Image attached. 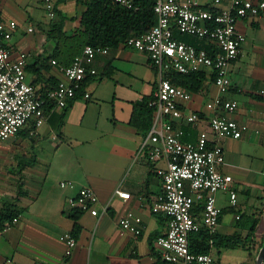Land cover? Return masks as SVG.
I'll return each mask as SVG.
<instances>
[{
	"label": "crops",
	"instance_id": "1",
	"mask_svg": "<svg viewBox=\"0 0 264 264\" xmlns=\"http://www.w3.org/2000/svg\"><path fill=\"white\" fill-rule=\"evenodd\" d=\"M51 1L56 16L50 20L59 17L57 23L64 21L65 31L74 32L86 10V0ZM0 19L18 24L9 44L12 59L21 54L28 56L27 66L32 70L27 71V75L31 83L37 81L35 87L40 92L44 82L49 85L50 78L57 82L64 79L62 68L48 59L54 45L47 36L55 23L49 22L45 0H1ZM31 28L33 31L29 32ZM238 31L245 35L246 43L230 66L232 88L225 98L239 103L238 111L227 116L248 129L238 140L218 139L210 134L212 143L224 148L226 162L221 171L233 177L238 193L236 208L230 207L227 194L217 195L218 206L223 211L217 233L227 236L235 233L245 236L249 227L241 225V221L246 217L251 223L249 217L259 212L260 204L264 207V97L259 95L264 88V20H241ZM187 37L182 39L197 48L211 50L204 41ZM92 66L98 76L86 88L90 99L81 97L73 101L67 111L49 110L42 127L36 129L28 124L23 129L24 134L11 139L15 147L9 148L17 152L19 143L23 147L25 144L20 138H28L32 145L26 149L34 152L38 147L37 137H41L42 129L44 134L47 127L49 134L56 137L57 151L49 162V175L44 179L46 184L49 179L44 201L41 194L29 192L21 175V163H18L21 174L17 194L8 193L11 197H6L8 195L0 189V207L12 205L24 210L17 222L7 225L0 235V264H158L162 258L156 240L167 232L168 220L154 208L156 198L163 191L162 180L156 176L155 169L165 168L166 162L151 164L145 154L138 156L144 136L131 125L135 104L154 95L158 84L156 72L147 54L130 48L112 49ZM192 95V100L183 104L182 109L186 113L201 114L204 122L197 126L184 120L175 122L177 128L185 131L183 140L186 142H196L200 131L208 128L207 120L213 113L206 109V103L219 95L214 77L208 73L202 91ZM78 146L87 150L84 165L77 156L82 148ZM63 147L71 148L72 153L68 155L62 150L60 154ZM58 154L69 157L59 165V175L51 172L53 164H59L54 163ZM31 155V164L42 162L37 155ZM27 156L26 153L23 157ZM63 181H72L75 187L63 189L60 185ZM85 187L96 192L101 216L70 208L69 199ZM254 199L258 202H252ZM241 206L249 213H243ZM105 207L108 209L103 213ZM129 212L143 220L139 236L123 230L120 225V220ZM75 215L80 225L76 237L73 235ZM67 233L77 240L71 256L66 255L67 247L61 241ZM263 236L264 214L258 226L257 241Z\"/></svg>",
	"mask_w": 264,
	"mask_h": 264
},
{
	"label": "built area",
	"instance_id": "2",
	"mask_svg": "<svg viewBox=\"0 0 264 264\" xmlns=\"http://www.w3.org/2000/svg\"><path fill=\"white\" fill-rule=\"evenodd\" d=\"M110 1L135 12L150 1L157 16L153 28L126 41V47L149 56L158 79L150 102L154 109L153 125L138 154H145L151 164L166 162L165 168L155 169L156 176L162 180L163 191L156 198L154 208L168 220L167 232L157 238L156 246L170 264H215L211 254L192 253L189 238L200 231L217 233L223 212L218 206V194L229 196L230 207L238 206L234 179L221 171L226 162L224 148L212 143L210 134L218 139L238 140L248 129L227 116L238 111L239 103L226 99L225 95L232 88L230 66L246 43L245 35L238 31V23L249 18L264 20V0ZM45 4L49 18L54 19L52 1L45 0ZM17 28L14 21H0V144L15 138L28 124L36 129L42 127L47 121V106L66 110L77 99L86 79L98 76L92 66L96 58L110 51L103 47H86L70 67L62 69L64 79L57 87L39 95L37 87L28 80V56L21 54L12 59L9 44ZM177 34L204 41L211 50L197 48L179 39ZM172 72L209 73L219 90V95L206 103V109L213 115L207 120V130L200 131L196 142L184 141L185 131L177 128L175 122L184 120L197 126L204 118L199 113L183 111L182 105L190 102L193 95L171 83L167 77ZM259 95L264 97V88ZM83 97L90 99V94L85 92ZM60 185L63 189L75 187L72 181H63ZM98 204L99 198L90 187L80 189L69 199L71 209L90 212L95 217L101 216ZM107 209L105 207L103 213ZM142 223V218L132 212L120 220L122 229L135 236L142 233ZM61 241L67 247L66 255L71 256L77 247L76 238L67 233Z\"/></svg>",
	"mask_w": 264,
	"mask_h": 264
},
{
	"label": "trees",
	"instance_id": "3",
	"mask_svg": "<svg viewBox=\"0 0 264 264\" xmlns=\"http://www.w3.org/2000/svg\"><path fill=\"white\" fill-rule=\"evenodd\" d=\"M78 1L80 2L81 0ZM85 6L86 10L81 15L79 27L74 32L69 33L65 31L64 21L55 23L50 27L47 38L54 45V49L48 59L49 61H55L62 69L70 67L75 59L82 55L86 47H103L110 50L128 48L126 47V41L130 37L142 35L157 24V16L153 11V3L150 1L140 11L136 12L127 10L110 0H86ZM177 37L183 40L182 37L186 36L180 37L177 34ZM188 43L190 42L188 41ZM151 65L155 70L152 62ZM31 70L32 68L30 69L27 66L26 71L30 72ZM206 75V72L190 75L172 72L167 78L173 85L183 88L192 94H197L202 91L206 83ZM96 78L97 76H91L86 79L77 99L83 97L86 88ZM48 82L49 85H46L44 82V88L41 92L39 91V95L55 89L60 81L57 82L55 79L50 78ZM32 84L37 86V81ZM152 99L153 96H150L136 103L131 120V125L143 134L144 139L149 134L153 125L154 109L150 107ZM49 110H53L51 105L46 107V113ZM24 133L25 131L23 130L18 135ZM23 212L24 210H20L12 205L0 207V235L4 232L7 225H11ZM262 216L263 212L259 210V212L249 217V220L252 222L245 236L237 233L230 236L218 233L210 234L206 231L193 233L189 238L190 250L194 254H211L215 249H243L253 255V252L257 248L261 249L264 244V238L261 240V243L257 241V230ZM73 220L75 222L73 235L76 237L80 231L78 215L73 216ZM158 264L170 263L160 257Z\"/></svg>",
	"mask_w": 264,
	"mask_h": 264
},
{
	"label": "rangeland",
	"instance_id": "4",
	"mask_svg": "<svg viewBox=\"0 0 264 264\" xmlns=\"http://www.w3.org/2000/svg\"><path fill=\"white\" fill-rule=\"evenodd\" d=\"M58 21H60L59 17L52 21L49 18L50 23H57ZM178 36L181 37V35L179 34ZM98 60H99V57L96 58L94 62H97ZM151 73L153 75L152 71ZM28 80H30L29 75H28ZM91 90H93V86ZM43 130L44 129H42L41 137H37L36 139L38 147L34 150V152L26 149V147L29 148L32 145L31 144L32 141L24 136L20 138V140L24 141L25 143L24 147L21 146V142H20L19 143L20 145H18L20 149H18L17 152L13 149H10L11 147H15L14 146L15 144L13 143L14 140H10L9 142H6L3 145H0V189L3 192H5V195L6 194L8 195V193L12 195L17 194L18 184H19V175L21 174V172L19 171L18 163H21L22 164V167H21L22 174L21 175L23 178V182L26 184V186L29 187V192L41 194L43 201L45 200L44 198L46 196L45 193L49 189V179H48V184L45 183L44 179L45 177L49 175V162H51L52 160V155L57 151L56 149L57 144H56V137H53V135L49 134L48 128L46 127V130L48 131L46 132L45 130L44 134H43ZM78 147H82V146H78ZM62 150L67 151L68 155L72 153L71 148L63 147V149L60 150V154L62 153ZM86 151L87 150H85V148L83 147L79 148V150L77 151L79 162H81L83 165L85 164V159L87 157ZM26 153L29 156L23 157L24 154ZM31 154L35 156L37 155L38 159H40L42 162H37L35 163V165L31 164L30 163V157L32 156ZM60 154H58L55 157V161H54V163H57V161L59 162L58 166L54 164L52 166L53 169L51 172L56 173V174L60 173V171L58 170L59 165L62 162H66L65 161L66 159H69L68 155L66 158L65 155H62L61 157ZM26 166L28 167L25 170ZM255 194L258 195V193H255ZM6 197H11V196L8 195ZM252 202H258V201L254 199ZM241 209L243 213L245 214L249 213V211H246V209L243 206H241ZM258 210H261L264 214V207L261 204L259 205ZM232 218L234 221H236L235 220L236 216L234 214H232ZM240 224L247 225L248 227L251 225V223H248L246 221V217L243 218ZM261 249L257 248V250L253 252V255L250 254L249 252L244 251L243 249H237V250H216L215 249L212 251L211 255L213 256L215 260V264H257V258L260 254Z\"/></svg>",
	"mask_w": 264,
	"mask_h": 264
},
{
	"label": "water",
	"instance_id": "5",
	"mask_svg": "<svg viewBox=\"0 0 264 264\" xmlns=\"http://www.w3.org/2000/svg\"><path fill=\"white\" fill-rule=\"evenodd\" d=\"M257 264H264V246L260 251V254L257 258Z\"/></svg>",
	"mask_w": 264,
	"mask_h": 264
}]
</instances>
